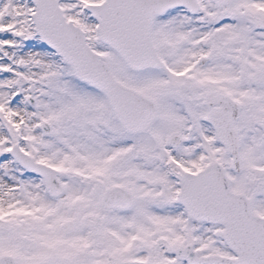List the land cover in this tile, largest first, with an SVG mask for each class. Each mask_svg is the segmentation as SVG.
I'll use <instances>...</instances> for the list:
<instances>
[{
    "label": "snow or ice",
    "instance_id": "6c2138e0",
    "mask_svg": "<svg viewBox=\"0 0 264 264\" xmlns=\"http://www.w3.org/2000/svg\"><path fill=\"white\" fill-rule=\"evenodd\" d=\"M0 264H264V0H0Z\"/></svg>",
    "mask_w": 264,
    "mask_h": 264
}]
</instances>
